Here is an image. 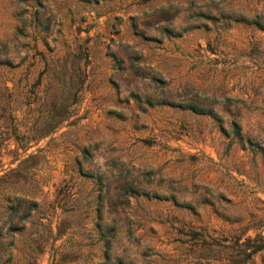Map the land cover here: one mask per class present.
I'll use <instances>...</instances> for the list:
<instances>
[{"label": "rangeland", "instance_id": "obj_1", "mask_svg": "<svg viewBox=\"0 0 264 264\" xmlns=\"http://www.w3.org/2000/svg\"><path fill=\"white\" fill-rule=\"evenodd\" d=\"M256 10L264 0H0V264H96L104 248L108 262L216 264L230 235L264 234Z\"/></svg>", "mask_w": 264, "mask_h": 264}, {"label": "trees", "instance_id": "obj_2", "mask_svg": "<svg viewBox=\"0 0 264 264\" xmlns=\"http://www.w3.org/2000/svg\"><path fill=\"white\" fill-rule=\"evenodd\" d=\"M244 19L247 22L256 25V28H260V29L264 28V10H256V13L252 14L250 17H244ZM0 61L2 60L0 59ZM4 61L9 62L8 59H5ZM182 107L190 109L197 113H204L216 117V113L214 112L211 106H204L193 102H184L182 103ZM230 128H231V132L234 135H238L239 137L241 136L240 127L236 121L233 120L230 122ZM126 189L128 190L130 189L131 192H138L129 185L126 187ZM144 194H148V193L144 192ZM21 199L22 198H20V196H13L12 198H6L3 203L7 211L5 220H8V225L6 227L5 233H10L11 235H13L15 230L20 228L18 225L12 222V219L15 217L21 218V216L17 214L18 206L21 203ZM180 204L186 207H191L190 203L188 202H182ZM30 208L31 207H29V209ZM97 217H99V211H97ZM106 230L108 231L109 228ZM240 231L241 233L235 234L233 236L230 235V237H232L230 239H228L227 236L222 237L224 241L227 239L228 241H230V244L226 243L229 244L228 247L231 248L233 247L235 249H233V251L231 250L230 255L225 257L227 261H219V263L216 264H246L248 261L252 260L251 257L255 252L260 251L261 249L264 248V234L261 233V227H259L257 232H255L252 236L249 235L243 236L242 235L243 230L241 229ZM0 235H1V231H0ZM101 235L104 236V232ZM106 241L102 244L103 246L104 245L107 246ZM60 245L61 244H57L56 248H59L61 250L62 248L61 246L63 245L61 246ZM71 248L72 247L70 245L68 250H70ZM61 252L62 251H60V253ZM109 258H110L109 253L107 249L104 248L102 251V259L96 261V264H127L119 256H114L112 261L108 262V260H110ZM48 264H64V263L62 262V260L58 259L57 257H55V255L52 254V256L48 261ZM87 264H91V263H87Z\"/></svg>", "mask_w": 264, "mask_h": 264}]
</instances>
